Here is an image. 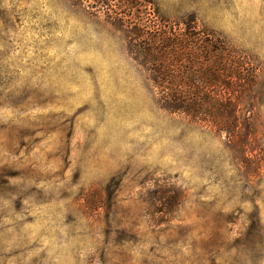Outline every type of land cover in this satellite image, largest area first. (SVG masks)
<instances>
[{
	"label": "rangeland",
	"instance_id": "374dc122",
	"mask_svg": "<svg viewBox=\"0 0 264 264\" xmlns=\"http://www.w3.org/2000/svg\"><path fill=\"white\" fill-rule=\"evenodd\" d=\"M191 15L258 71L233 133L127 50ZM0 264H264V0H0Z\"/></svg>",
	"mask_w": 264,
	"mask_h": 264
},
{
	"label": "trees",
	"instance_id": "16d2710c",
	"mask_svg": "<svg viewBox=\"0 0 264 264\" xmlns=\"http://www.w3.org/2000/svg\"><path fill=\"white\" fill-rule=\"evenodd\" d=\"M194 20L191 15L177 23L183 26L179 29L167 24L135 25L126 33L127 50L147 72L161 108L233 133L239 123L241 89L258 84V71L221 35L199 29ZM181 201V192L162 191L154 212L169 215Z\"/></svg>",
	"mask_w": 264,
	"mask_h": 264
}]
</instances>
